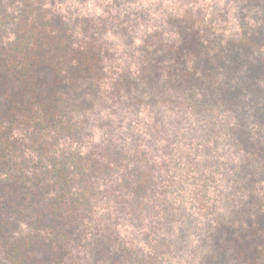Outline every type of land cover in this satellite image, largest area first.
<instances>
[{"label":"trees","instance_id":"16d2710c","mask_svg":"<svg viewBox=\"0 0 264 264\" xmlns=\"http://www.w3.org/2000/svg\"><path fill=\"white\" fill-rule=\"evenodd\" d=\"M245 12L258 20L257 28L244 26L243 35L230 40L213 31V20L197 21L191 13L162 25L176 38L145 29L137 47L138 72L127 68L120 75L107 64L118 52L105 36L109 22L68 18L44 0H0V264L158 259L159 254L148 258L125 244L118 255L113 227L122 215L141 220L157 212L151 226L165 232L183 220V207L165 197L161 165L141 149L156 148L159 138L169 145L179 135L156 118L149 136L131 130L97 138L94 123L113 127L102 109L145 103L156 110L162 102H183L187 111L214 114L243 92L250 65L264 74V59L257 60L259 67L253 62L264 44V0L244 2L238 15ZM140 26L121 24L127 45H135ZM228 68H234L232 81L226 79ZM215 122L205 126L211 133ZM198 181L192 184L198 187ZM178 187L184 183L172 180L171 189ZM157 240L165 252L170 239Z\"/></svg>","mask_w":264,"mask_h":264},{"label":"rangeland","instance_id":"374dc122","mask_svg":"<svg viewBox=\"0 0 264 264\" xmlns=\"http://www.w3.org/2000/svg\"><path fill=\"white\" fill-rule=\"evenodd\" d=\"M250 1L257 0H44L68 18L109 22L105 36L116 44L114 50L118 52L107 64L112 72L120 71V75L127 68L138 72L137 47L145 29L159 28L168 39L176 38L174 32L162 25L169 17L183 19L191 13L197 21L213 20V31L230 40L241 37L244 26L249 31L251 26L253 30L257 28L258 20L251 13L238 15L239 6ZM124 22L141 24L134 46L123 39L120 26ZM260 59H264V44L255 60L252 58L257 67ZM233 69L225 70L228 81L234 78ZM250 69L243 92L220 103L214 114L202 116L187 111L182 108L183 102L179 106L162 102L156 110L145 103L139 108L100 111L101 116L112 119L113 127L94 123L97 138L131 130L149 136L156 118L179 135L169 145L159 138L156 148L143 144L141 149L147 150L153 164L162 166L158 167L163 175L160 181L165 191L169 189L165 197L183 207V220L177 219L173 230L165 232L151 226V221L159 217L157 212L141 220L120 216L113 227L117 238L113 249L118 255L120 244H125L129 250H143L148 258L159 254L158 259H136L137 264H264V74H257L251 65ZM220 71L223 73V69ZM214 120L218 123L212 125L215 133H211L205 126ZM179 158L181 167H176ZM208 159L212 163L203 169ZM199 166L202 174L197 171ZM194 179H199L198 187L192 184ZM172 180L183 182L184 188L171 189ZM165 237L170 239L167 252L158 248L157 239Z\"/></svg>","mask_w":264,"mask_h":264}]
</instances>
